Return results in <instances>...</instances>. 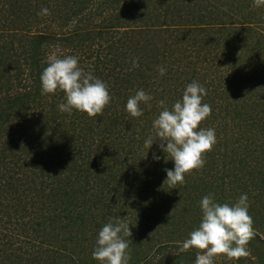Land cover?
I'll return each instance as SVG.
<instances>
[{"label":"rangeland","instance_id":"obj_1","mask_svg":"<svg viewBox=\"0 0 264 264\" xmlns=\"http://www.w3.org/2000/svg\"><path fill=\"white\" fill-rule=\"evenodd\" d=\"M31 1L33 12L25 14L22 18H16L14 24L16 27L8 34H4L3 36L0 30V34L2 35L0 41V75H2V77L0 76V85H6V83L11 80V77H15V75L25 74L24 77L28 75L31 67L28 60L29 54L26 51L29 49V46H26V50H23L22 45L24 46L27 42L25 38L35 35H44L50 39L48 41L49 43L42 50V52L44 51L43 58L46 63L47 56L59 49L60 54L63 56L73 55L78 57V65L85 72H88L86 66H89V64L84 62L83 59L89 55L84 53H88V48L94 53L99 51L102 55L101 57L104 58L106 56L108 59L112 56L122 57L125 53L129 54L131 53L129 49L139 51L140 54L138 55L139 57L143 56L141 58L143 62H146L144 57H151L150 62H153V57L157 58V60H161L163 56L166 60L165 63H161L157 66L153 65V67L156 68V72L151 73L153 77L149 83V89L151 90H156V88L161 90L163 87H160L159 84H164V93L160 94L157 100L155 99V103L158 104L160 100H165L166 105L171 108L174 102L182 99L183 92L188 84L193 81L199 83L206 89L207 96L203 98L209 102L211 101L209 105L212 109L211 115L201 123L200 128L214 129L216 139L219 138L221 141V147L215 144V147L212 148L213 151L211 150L206 153L211 155L210 153L214 152L217 158L216 165L218 160L219 166L212 169V164H209L203 166L201 169L194 170L191 174H186L185 177H188V180L189 176L196 178L195 184L199 185V189L195 188L194 192L203 190L205 188V183L210 181L215 182L213 184L217 187L224 186L225 192L234 197L233 203H235L241 195L247 194L249 215L253 219L254 235L264 241V190L260 188L263 186L260 180L263 181L264 178L258 177V183L250 184L249 188L244 184L246 179L245 171H250L247 166L256 167L257 163L262 162L264 159V153L261 152V150H264V148L261 147V145L264 146V132H262L261 129L252 128L255 123H262L259 121L254 122V119H256L258 115L264 113V111L261 112L264 110V6L256 7L254 4H249L248 1L245 2L244 0H184L187 1L186 5L179 4V11L177 12L166 9L173 0H162V2H159L160 0H155L156 2L153 1L147 4V11L145 14L136 13L135 16H131L130 19H127V21H129V27L127 29L121 28V34H116V31L113 30H105L106 32L97 39L96 37L98 35L96 33L99 31L100 27H102L103 21L106 18L104 16L98 17L93 26L89 27L90 31L95 34L91 35L94 40L86 43L84 48L82 50L79 49L77 52L72 48L73 46L65 45V43L59 41V39L68 37L77 25L78 19L88 14L89 10L83 15L73 16L72 20H69L70 5L68 4L67 8L60 13L62 17L56 19L51 7V0ZM252 1L254 2V0ZM12 2L11 0H8L7 3L5 2L4 10L6 12L10 9V3ZM99 2L100 0L95 1L90 8L92 9V7L97 6ZM179 2L178 0L177 4ZM209 3H217L216 11L221 17L225 15V18L223 17L225 21L219 18V21H221L219 24H203L200 26V24H202L200 23V17V19H198L199 22L191 17L187 19L188 16L185 14L187 13L188 15L189 12L193 10L198 12L197 16L199 12H202V14L206 16L213 15L205 10L208 9L206 4ZM154 4L158 5V13H153L155 17L149 19L147 17L153 15L150 14V6ZM75 7L77 8L78 6L76 5ZM42 8H48L51 14L46 16L38 15ZM223 12H225L224 15ZM106 14L108 17L110 16V13L106 12ZM147 21H150L149 24H147ZM195 24L199 25L195 26ZM125 30H127V32H124ZM124 33H128L133 37L128 47H122L119 44V39H121ZM193 35H195V40L199 42V45H196L197 47L191 46L190 40ZM113 36H115L114 39ZM14 38L15 40H13ZM138 40L141 41L136 44ZM169 44L172 45V51H170L169 56H166L163 52L166 49L168 51ZM200 48L203 49L201 54L198 53ZM143 49L147 51H143ZM92 56H94V59H92L93 61L98 60L97 55ZM202 60L203 62H200ZM158 66L166 68L165 77L163 79H159L160 74L158 72ZM107 68H109L110 71L107 69L106 73H115L120 69L119 66L114 65V63H108ZM119 75L124 78L126 77L124 74L119 73ZM221 77L223 80L229 78L228 83L230 86L219 87ZM172 89L175 91H172ZM1 90L3 89H0V105L4 102L6 96L9 95V98H12L18 92L10 90L8 93L5 90ZM61 93L62 92L57 91L55 94H49V101L61 97ZM163 95L165 96L162 98ZM152 96H156V94ZM62 97L65 99L64 94ZM150 105L152 107L153 103H150ZM151 107L149 109H151ZM119 111H122V107H120L119 104H114L111 113L105 116V118L111 116V121L106 125H101L102 127H106L109 132L115 134L107 135L111 137H109L107 141L109 143L108 150H102L103 153H106L104 159L103 156H101L100 161L103 163H98L100 161H93V156L89 161L93 165L89 173L90 178L93 180L96 179L95 181L100 178H105L115 185L121 180L122 188H124L126 182L123 181L127 180L128 176L131 177L130 181L133 177L135 178L134 174L131 175L129 173L130 169L134 168L137 173L145 171L147 173L146 176L149 177L148 180L150 184H154L151 192L154 193V196L151 194H149V196L153 197L154 205H156L159 197L157 193L160 188V184H158L157 181L158 175L164 173V177H167L165 176V169H173L174 166L170 162V158L167 160L165 154L160 151L158 146L159 141L154 142L150 151L144 150L141 154H136L134 152L131 154L130 147L123 150L118 149L117 145L114 144L119 142L117 137H123V141L126 139L124 141L125 143L131 140V147L133 149V144L136 146L143 138L155 135L153 131H151L152 133L150 134L141 131L143 128L145 130H152V126L151 128L145 127L143 121L140 123L141 126L138 127L130 126L134 124L133 122L125 125L126 122L131 119V116L125 112L126 118H122ZM160 111V107L157 106V113L153 118H156ZM37 113L38 112H35V114ZM117 117H119L118 120L116 119ZM36 119L37 117H33V114L30 116V123L25 125L28 127L27 129L34 127L33 122ZM88 119L89 117L85 114L84 121ZM22 121V118L18 120V122ZM211 124L213 125L211 126ZM82 125L84 126L85 124ZM127 126H129L131 130ZM15 131L17 132L16 134H14ZM100 131L101 130H98L93 133L96 138L102 136ZM124 131L127 133H124ZM248 132L252 133L249 135ZM19 134L17 123L10 124V126L5 125V129L0 130V151L3 148L11 151L15 145L12 139ZM75 141L74 138V142ZM89 142L90 141L87 140V143ZM111 142L112 144H110ZM125 147L127 146L125 145L124 148ZM258 147H260L261 150H256ZM253 151L256 152L253 153ZM153 153L161 158L158 161L154 160ZM162 157H164L163 161L165 164L161 162ZM39 158L40 157L36 158L38 161L32 159L27 161L29 166L38 165L33 172L26 168L13 170L15 166L8 164V161L7 163H0V174H2L3 177H8L9 175V179H1L0 181V264H2V261L9 255L5 249L7 238L9 239V236L12 238V234L9 235V233L14 234L13 231L18 229L19 226L21 227L20 224L29 221H40L43 223L39 228L45 231V237L50 240L49 245L55 248V250L61 247L60 245L62 242L63 244L67 242L66 240L61 241L62 234L59 237L60 243L56 240L58 238L56 234L60 231L58 223H53L47 218L39 219V217H37L41 211L40 216L46 217L49 215V213L46 214L45 211L41 210L42 204L39 202L40 193L44 187L43 182L46 180L54 184H57L59 180L61 186L73 192L75 189L82 186V176L85 174L80 168L74 170V175L69 172H61L60 175H55L56 171L53 173L51 172L52 174L44 175L45 172L42 173L41 170L42 164L38 163L40 161ZM208 159L210 160L209 156L207 160ZM57 160V158H54V161ZM87 160L88 157L85 155L84 164H82L85 169L87 168L86 164L90 166L89 162H85ZM43 161L45 164L46 160ZM57 162L59 163V160ZM80 163H83V161L80 160ZM161 165H166L167 167L162 168ZM96 167H98L97 170L95 169ZM17 168L19 169V166ZM91 172L93 173L92 177ZM95 175H97V177ZM143 179H145V176H139L136 178V182L133 185L129 184L130 186L125 190H119V193H123V197L134 198L130 202L119 204L117 213L120 218L126 216V222L131 224L133 228L131 232L134 233V246L137 248H135L132 254L135 256L136 253H140L143 260L142 264H158V262L165 259L168 260L169 264L170 262L171 264H176V258L180 260L183 259L182 262L184 263L185 255L191 256L187 264H195L197 255L196 250L190 249L188 252L181 253L179 252V248L182 242L189 238V233L199 226L202 219V212L200 210H188V207H180V204L174 210L177 205L176 199H173L170 203V207L166 210L157 208V206H152L151 211L149 208L145 211L140 204V201L146 195L142 192L146 185ZM192 183H194L193 180L190 184ZM35 188L36 190H34ZM191 188L192 187H190V189ZM140 191L142 194L139 197L138 193ZM125 193H127V196L124 195ZM204 193L205 192H202V194ZM31 196H34L33 200ZM43 209L45 210L46 208L43 207ZM161 210L162 213H158V211ZM167 211L169 212L167 213ZM74 213H76V211ZM118 216L108 214V218H115ZM96 220L99 221V219ZM68 223V220L62 221L63 226H66ZM94 225L95 221L88 216L84 219L82 224L78 222L73 229L71 227L65 230L63 229L64 238L68 233L70 235L67 236V238H72L73 240L68 242L66 248L62 249L66 251H77L87 248L88 243H86V241L91 237L89 227H94ZM161 225L165 226L159 227ZM102 227L103 223H101L99 227H96V232ZM27 229H30L29 225H27ZM85 233L86 235H84ZM5 235L7 238L4 239ZM31 235H33L31 230L20 234V239H22L18 242L20 248L21 245H24L25 241L28 242L27 239L32 238ZM137 238L139 240H135ZM36 242H39V237L35 239L33 243ZM259 247L260 250H255L253 247L247 249L249 255L245 257V264H260L258 255L261 251H264V247ZM30 249L31 245H28L24 246L22 251L24 252ZM86 252L88 254L87 259L90 258V256L92 257L91 247L88 248ZM34 253H32V255H34ZM35 256L41 259L40 264H60L58 263V261H60V254L39 255L37 253ZM54 260L56 261L54 262ZM26 262L27 260H24L22 264ZM214 264H244V259L241 263H236L229 260L227 257H219L214 261Z\"/></svg>","mask_w":264,"mask_h":264},{"label":"trees","instance_id":"obj_2","mask_svg":"<svg viewBox=\"0 0 264 264\" xmlns=\"http://www.w3.org/2000/svg\"><path fill=\"white\" fill-rule=\"evenodd\" d=\"M8 0L3 1L0 0V30L1 34L4 36V34H8L11 32L16 26L15 20L16 18L24 17L25 14L31 13L32 11V1L31 0H11L12 3L10 9L6 12L5 9V2L7 3ZM97 0H51L52 2V9L54 11V17L60 18L62 15L60 14L63 10H65L70 5V17L69 20H72L73 16H80L86 13L89 10L88 14L83 15L78 19L77 25L74 27V30L72 33L69 34L68 37H63L62 39H59V41H63L65 45L73 46L72 48L75 49L77 52L79 49H83L86 43L91 42L94 40V38L91 35H95L90 31L89 27L93 26L95 23V20L98 17L104 16L106 17L103 21L102 27H100L99 31H97V39L102 36L103 33L107 31L113 30L116 31V34H121L120 29H127L129 27V21L127 19H130L131 16H135L136 13H143L147 11V4L155 1V0H100L97 6L90 8V6ZM178 0H173L172 3H169L168 7L166 8L169 11H179L178 5L185 4L187 1L179 0L180 2L177 4ZM206 1H213V0H206ZM217 1V0H214ZM245 2L248 1L249 4H254L252 0H244ZM156 2V1H155ZM159 2H162L160 0ZM241 2V1H240ZM78 6L77 8L75 6ZM42 6V5H40ZM209 13L213 15L206 16L203 15L202 12H199V15L197 16V11L193 10L185 14L187 19L190 17L192 19H198L200 20V26L205 25H216L219 24L223 20L225 21V12H223V17H221L217 11V3L212 4H206ZM158 5L154 4L150 6V14L158 13ZM106 12L110 13V16L108 17ZM3 13V14H1ZM155 14L152 16H148L147 18L153 19L155 17ZM30 15V14H29ZM28 15V16H29ZM166 17V16H165ZM200 17V18H199ZM206 18V19H204ZM229 18V17H228ZM143 19V18H142ZM150 21H147V24H149ZM199 22V21H198ZM68 24L67 22H65ZM165 25V24H164ZM199 24H195L197 26ZM7 32V33H5ZM124 32H127L125 30ZM0 34V41L2 39V35ZM29 38V39H28ZM26 44L24 46L22 45V49L26 50V46H29V49L26 51L29 56L28 60L30 62L31 70L28 72V75L24 77L25 74H18L15 75V77H11V80L6 83V85H0V89L5 90L6 92L12 91H18L14 97L9 98V95L6 96L4 102L0 105V130L5 129V125L17 123L19 127V135L12 139V141L15 142L14 148L11 149H5L3 148L0 151V163L8 161V164L15 166L13 170H21V169H30L32 172L38 167V165L35 166H29L27 163L28 160H37L36 158H39V162L41 163L42 167V173L44 175L50 174L51 172H55V175H60L61 172H69L73 173L74 170H78L81 168L82 172L85 174L82 176V186L80 188L75 189L73 192H70L66 189V187L61 186L60 181H57V184L50 183L48 180L43 182V189L40 193V199L39 202H41L42 207L41 210L45 211V213H49L46 217H42L41 212H39V219H48L52 221L53 223L59 224L60 231L56 234L57 235V241L60 243V235L62 234V240H66L67 242L65 244L60 245L61 247L55 250V248H52L49 244L50 240L45 237V231L43 229H40L39 226H42L43 223L40 221L33 222L29 221L27 223L20 224L18 229H15L11 236H9V239L7 236H4V239L7 238V245L5 246V249L7 250L8 254L6 259L2 261V264H22L24 260H27L26 263L23 264H40L41 259L35 256V254L39 255H47V254H60V261L58 263L60 264H99L98 261L94 260L93 257L90 256V258L87 259V249L91 247V251L93 252L94 248L96 247V238L98 236V231L96 232V227H99L101 223L106 224L104 222H109L108 214H111L112 216H118V206L121 203L130 202L133 200V197L125 198L123 197V193L120 192V189H126L131 184L133 185L136 182V178L139 176H145L144 183L146 184L142 190L143 194H146L145 197L140 201V204L143 206V208L148 210V208L152 209V206H157V208L166 210L170 207V203L173 201V199H176V204H178L181 200L180 207L186 206L188 207V210H200V201L201 199L208 194H213L214 199L217 203L223 204L228 203L230 205L234 204V197L231 196L229 193L225 192L224 186H216L215 182L210 181L208 183H205V188L201 191L197 190L194 192L195 188L199 189V185L195 184L196 178H193V176L185 177V183L182 185H177L176 189L170 188L167 184L164 185V181L167 177H164V173H161L158 175V184H160V188L158 189L159 197L157 199V204L154 205V199L153 197H150L149 194L154 196V193L152 192V187L154 184H150V181L148 180L149 177L146 176L145 171L136 172L134 168L129 170V173L131 175H135V178L130 181V176H128L127 180H124L123 182H126L124 188H122L121 180L118 181V184H113V182L100 178L99 180L95 181L96 179L90 178V171L93 167L92 163L89 161L91 160L93 156V161H100L101 156H103V159L106 155V153H103V151H107L109 148L108 138L114 135L115 133L109 132L106 127H102L101 125L109 123L110 117L105 118L106 115L111 113V110L113 108L114 104H119L120 107H122V111H119V114L122 116V118L125 117L126 112V103L129 97L136 94V92L140 89H143L147 94L152 96L153 94H156V96H152V100L148 103H153V106L151 109L145 104H141L140 107L143 111V115L140 117H131L130 120L126 122L125 125H127L130 122H133L134 124H131L130 126H141L140 123L143 121L145 127L151 128L152 122L155 118L153 116L157 113V106L158 104L155 103L158 96L160 94L164 93V84H159L161 90H151L149 89V83L153 77L151 73L156 72V68L153 67V65H159L161 63H165V58L162 56L161 60H157V58H154L153 62H150V58H146V62L142 61V57H139L138 54L139 51H134L132 49H129L131 53L126 54L124 56H112L110 59H108L106 56L103 58L101 57V53L97 51L94 53L93 51H90V49H87V52H84L85 54H89L88 57H84L83 61L87 62L89 66H86V70L89 72H92L93 75L103 82H105L108 85L109 95L112 97L110 103L104 108L103 113L101 115H97L94 118H89L87 121H84V113H79L76 111H73L72 115H68L67 113H62L58 105L62 102H65V99H63V94L61 93V97L54 98L52 101H49L48 95L42 94V88H41V80L40 76L42 74V71L45 67H47L46 61H44V54L42 50L45 48V46L49 43L50 40L48 37L44 35H38L33 37H28ZM115 36H113V39ZM130 34L124 33V35L119 39V44L123 47H128L130 45L131 40ZM15 40V38L13 39ZM141 40H138L136 44H138ZM191 46L199 45V42L195 40V35L191 36ZM116 43V42H115ZM22 44V43H21ZM172 45H168V51L167 49L163 52L164 55L169 56ZM176 47V46H175ZM197 47V46H196ZM204 47V46H203ZM145 49V48H144ZM143 51H147L144 50ZM202 48L199 49L198 53H202ZM126 52V51H125ZM97 55L98 60L93 61L94 56ZM73 56V55H72ZM133 59H137L139 63V67L133 69L131 61ZM96 60V58H95ZM177 62V61H176ZM175 62V63H176ZM200 62H203L200 61ZM1 63V61H0ZM114 63V65L119 66V70L115 73L108 72L106 73L107 64ZM174 64V63H172ZM27 65V63H26ZM88 67V68H87ZM159 67V66H158ZM110 71V69H109ZM22 73V72H20ZM120 74H124V77H121ZM2 77V75H0ZM4 76V74H3ZM165 75L159 76V79H163ZM229 78L226 80H223L221 77V82L219 84V87L222 86H230L228 83ZM12 88V89H11ZM220 89V88H219ZM1 90V91H3ZM172 91H175L172 89ZM166 95V94H165ZM163 95L162 98L165 96ZM207 96V95H206ZM168 98V97H167ZM46 99V100H44ZM156 99V100H155ZM211 102V101H210ZM208 100L202 99V104L207 103L210 104ZM262 110L261 112H263ZM35 112H38L35 114ZM117 112V111H116ZM33 114V117H37V119L32 123L34 127L27 129L25 125L30 123V116ZM105 114V115H104ZM104 115V116H103ZM152 115V117H151ZM20 118L23 119L22 122H18ZM119 117L116 119L118 120ZM262 122L261 124L255 123L253 125V129H261L262 132H264V113L262 115H258L256 119H254V122ZM82 124H85L84 126ZM87 125V126H86ZM213 124H211L212 126ZM130 130L131 128L127 126ZM27 129V130H25ZM101 130V135L99 138H96L94 136V132ZM143 133L150 134L152 133V130H145L144 128L141 130ZM252 131V130H250ZM17 132L15 131L14 134ZM124 133H127L124 131ZM252 133V132H250ZM248 132V134L250 135ZM107 137V138H106ZM75 138V142H74ZM119 142L114 143L117 145V148L120 150L126 149L130 147V152L141 154L144 152V150L150 151V149L144 148V142L147 138H143L138 145L135 146L133 144V149L131 147V140H129L127 143L123 141V137H117ZM87 140L90 142L87 143ZM128 140V139H127ZM11 144V143H10ZM70 144V145H69ZM112 144V142L110 143ZM127 146L124 148V146ZM216 145L221 147V141L216 139ZM215 147V145L213 146ZM227 147V145H226ZM261 147L264 148L263 145ZM261 150L260 147H258L256 150ZM213 151V150H212ZM9 152V153H8ZM256 152V151H255ZM253 151V153H255ZM262 153H264V150H261ZM211 155L205 154L204 160L205 165L212 164L211 168L214 169L216 166H219L218 160L216 165V154L214 152L210 153ZM225 154V153H224ZM88 157V160L85 162H89L88 166L86 164V169L82 164H84V156ZM210 160L208 158V156ZM54 158H57L59 160V163L57 161H54ZM46 160L45 164L44 161ZM80 160L83 161V163H80ZM164 157H162L161 162L164 163ZM38 161V160H37ZM56 162V163H55ZM172 165L174 166V162L170 160ZM103 163V162H98ZM105 163V162H104ZM71 164V165H70ZM165 164V163H164ZM168 164V163H166ZM70 165V166H69ZM101 165V164H100ZM144 165V164H142ZM19 166V169L17 168ZM162 166V165H161ZM167 166H162V168H166ZM250 171H245L246 179L244 181V184L249 188L250 184L258 183V177L264 178V159L262 162L257 163L256 167L247 166ZM98 167L95 169L97 170ZM140 169V167H139ZM247 169V170H248ZM65 171V172H64ZM148 171V170H147ZM5 172V171H4ZM93 172V171H92ZM91 172V177L92 173ZM51 173V174H52ZM107 173V171H106ZM33 174V173H32ZM74 175V173H73ZM97 177V175H95ZM94 176V177H95ZM166 176V174H165ZM9 177V175H8ZM8 177L0 174V181L1 179H9ZM80 179V178H79ZM187 179V180H186ZM241 179V178H240ZM194 181V183L190 184L191 181ZM242 180V179H241ZM35 181V179H34ZM243 181V180H242ZM261 184L263 185L261 190H264V180H260ZM197 186V187H195ZM190 187H192L190 189ZM242 188V187H240ZM239 188V189H240ZM36 190V188L34 189ZM128 191V190H126ZM202 192H205L202 194ZM225 192V193H224ZM141 191L138 193L139 197L141 196ZM127 196V193L124 194ZM147 196V197H146ZM34 196H31V199L33 200ZM217 199V200H216ZM46 208L45 210L43 209ZM76 211V213H74ZM96 211V212H95ZM155 212V211H154ZM153 212V213H154ZM169 211H167L168 213ZM158 213H162L161 211H158ZM90 216V218H93V221H95L94 227H89L91 231V237L89 240L86 241L88 243L87 248H84V250L79 249L77 251L75 250H68L66 251V245L68 242H71L73 240L72 238H67L70 234L67 233V235L64 238V232L63 229H67L68 227L72 228L78 223L81 222V224L84 222V219L86 217ZM126 218V216L124 217ZM96 219H99L97 221ZM63 220H68V224L66 226L62 225ZM27 225H29L30 229H27ZM130 230L133 231V228L131 227V224H129ZM31 230L32 238L27 239L29 242H24V245H21V248L19 246V243L22 239H20V234L25 233L27 231ZM86 235V233L84 234ZM43 236V238H42ZM39 237V242L33 243L35 239ZM126 240L129 242V249L128 251L131 254V259L129 261V264H142L143 260L140 253H136L135 256L132 254V252L137 248L134 241V233H132L131 237H125ZM54 240V241H56ZM135 240H139L138 238ZM260 242V243H259ZM31 245L30 250L22 251V248L24 246ZM264 247V241L260 240V238L256 237V235H253V238L248 242L247 249L250 247H253L255 250H260V247ZM35 252V253H34ZM34 253V255H32ZM45 253V254H44ZM191 257V256H190ZM189 255H185V261L182 262L183 259H177L176 264H187L189 262ZM226 256H221V258H225ZM260 264H264V251H261L258 255ZM173 259V258H172ZM244 259L245 264V257H241L239 260L236 261V259H233V262L241 263ZM56 260H54L55 262ZM158 264H169L168 260H163L158 262ZM171 264V262H170ZM174 264V263H173Z\"/></svg>","mask_w":264,"mask_h":264},{"label":"clouds","instance_id":"obj_3","mask_svg":"<svg viewBox=\"0 0 264 264\" xmlns=\"http://www.w3.org/2000/svg\"><path fill=\"white\" fill-rule=\"evenodd\" d=\"M254 6H264V0H254ZM50 14L48 8H42L38 13L45 16ZM131 63L133 69L139 67L137 59H133ZM158 72L163 76L166 68L159 66ZM40 80L43 95L55 94L57 91L64 93L65 102L60 103L58 108L68 115L76 111L94 118L103 113L112 99L105 82L92 72H85L80 68L78 57L63 56L59 49L47 56V67L42 71ZM206 95V89L193 81L186 86L182 99L174 102L171 108L166 105L165 100L158 102L161 111L152 122L155 135H150L145 140L144 148L149 150L154 142L159 141L160 151L167 160L170 158L174 162L173 169H165L167 178L164 181V185L167 184L172 189L185 183L186 174L203 168L205 154L216 144L215 130L200 128L201 123L212 112L209 104H202ZM151 100L152 96L140 89L127 100L126 112L131 117H140L143 115L140 105L143 103L150 108L148 102ZM160 158L153 153L154 160L158 161ZM180 203L181 200L174 210ZM199 206L202 212L201 222L189 233V238L182 242L179 252L195 249V264H214L221 256H226L229 260L248 256L247 244L254 232L247 194L241 195L232 205L217 203L213 194H208L201 199ZM162 226L165 225L159 227ZM131 235L126 218H109V222L98 232L96 247L92 252L93 259L99 264H129L131 254L125 237Z\"/></svg>","mask_w":264,"mask_h":264}]
</instances>
